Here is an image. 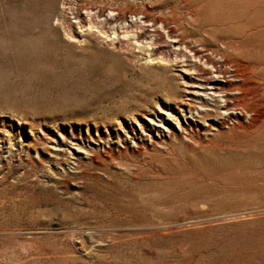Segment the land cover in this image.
<instances>
[{"label": "rangeland", "instance_id": "1", "mask_svg": "<svg viewBox=\"0 0 264 264\" xmlns=\"http://www.w3.org/2000/svg\"><path fill=\"white\" fill-rule=\"evenodd\" d=\"M261 25L264 0H0V264H264V138L189 113L179 71L264 64Z\"/></svg>", "mask_w": 264, "mask_h": 264}, {"label": "bare ground", "instance_id": "2", "mask_svg": "<svg viewBox=\"0 0 264 264\" xmlns=\"http://www.w3.org/2000/svg\"><path fill=\"white\" fill-rule=\"evenodd\" d=\"M256 34H264V25L256 29ZM171 41L178 45L177 37H171ZM209 52L213 54L212 57L217 56L219 60L213 61L204 56L202 57L203 66L198 64L192 69L181 67L179 70L186 75H189L188 73L195 74L191 83L192 89L186 91L188 94L181 104L187 107L189 113L192 109H200V114L198 113L197 116L199 119L204 116L211 118L210 116L214 114L223 118H234L238 121L242 119L245 122L242 127L248 133L256 138H264V64L255 63L256 61L245 62L246 64L241 70L238 67L242 65H234L227 62L223 55ZM193 55H195L196 62L199 61L200 52L195 51ZM188 59L190 58L188 57ZM194 103H197V106L196 104L194 106ZM193 125L194 128H197L195 123ZM189 127H191L190 124ZM229 263L220 257L212 260L209 264Z\"/></svg>", "mask_w": 264, "mask_h": 264}]
</instances>
